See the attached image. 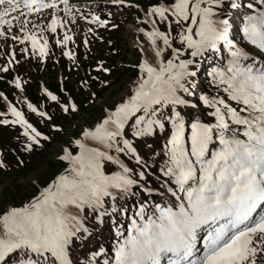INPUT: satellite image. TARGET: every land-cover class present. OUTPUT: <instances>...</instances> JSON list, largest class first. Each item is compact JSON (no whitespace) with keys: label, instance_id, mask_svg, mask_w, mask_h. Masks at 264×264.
Wrapping results in <instances>:
<instances>
[{"label":"snow or ice","instance_id":"6c2138e0","mask_svg":"<svg viewBox=\"0 0 264 264\" xmlns=\"http://www.w3.org/2000/svg\"><path fill=\"white\" fill-rule=\"evenodd\" d=\"M59 2L71 15L69 0ZM56 8L57 0H0V27L11 28L20 16ZM226 8L247 9L238 12V30L248 45L264 53V0H168L152 7L148 15L157 16L166 28L161 31L152 20V31L144 33L154 61L138 65L131 94L82 131L73 141L75 153L64 149L59 157L67 162L64 172L27 203L0 211V264H73L70 248L88 231L76 212L87 209L98 220L128 215L129 209L116 207L117 195L133 194L139 183L133 176L145 175L133 173L121 159L123 154L144 165L129 133L134 138L165 134L164 192L157 193L160 201L142 200L135 206L127 226L117 229L113 256L104 264H257L258 255L264 259V212L257 214L264 209V62L232 38L233 24L221 18ZM96 22L107 23L93 16L90 23ZM58 26L63 25L53 16L48 28L55 33ZM71 39L65 34L57 43ZM24 40L41 57L47 54L46 39L41 44L35 34L26 33ZM204 60L211 61L208 75L215 94L201 93L198 99L210 110V120L188 111L197 107L189 97L196 94L194 79ZM63 110L75 111L76 106ZM10 111L15 119L0 124H19L32 142L27 145L31 151L42 134L22 112ZM112 165L117 169L110 170ZM106 201L112 202L111 213Z\"/></svg>","mask_w":264,"mask_h":264},{"label":"rangeland","instance_id":"374dc122","mask_svg":"<svg viewBox=\"0 0 264 264\" xmlns=\"http://www.w3.org/2000/svg\"><path fill=\"white\" fill-rule=\"evenodd\" d=\"M167 2L168 0H123L122 3L114 0H69L71 15H60L64 8L58 0L56 11L49 9L40 16L41 18L32 17L27 20V27L15 24L11 28L6 25L5 30L4 26L0 27L4 32V35L0 36V50L5 51H0V113H3L0 120L15 119L4 101L5 98L42 134L40 143L32 144V150L28 151L27 145L32 142L23 135L24 129L19 124H0V163L4 165L0 167V211L8 206L19 207L27 203L64 172L68 167L67 162L59 159L64 155V149L75 153L77 148L73 141L81 138L82 131L101 122L108 111L113 110L131 94L139 75L138 65L144 59H155L150 42L144 34L152 31L153 25L142 21L143 15L149 16L152 7ZM228 2L229 0H225L226 4ZM244 2L246 4L252 0ZM75 6L84 9L88 14H100L107 23L105 26H101L99 22L86 23L74 12ZM246 10L226 8L221 17L228 18L233 24L231 36L239 40L242 46L246 41L238 30L241 25L238 12ZM53 16L59 18L63 25L58 26L55 33L48 28ZM149 17L156 20L155 27L166 31L165 25L157 16ZM22 18L20 16L19 19ZM21 24L26 25L22 22ZM26 33L35 34L41 44L47 40L48 50L44 57L39 55L38 49L32 48L31 41L24 40ZM65 34L72 39L66 44H58V40L63 42ZM172 36H176L175 31ZM159 43L161 42L158 41ZM174 46L180 45L175 43ZM247 48L250 54L264 62V53H259V50L250 45ZM65 52H70L74 58L70 59ZM5 55L12 58L11 64L6 61ZM165 55L167 57L168 53ZM204 64L211 67V61L204 60L199 65V74L194 79L196 94L189 97L193 104H197L201 93L211 95V92H215V88L209 83V75L205 72L203 74ZM17 80L20 82L19 88L16 87ZM45 90L57 99L51 100L48 94L44 93ZM26 100L38 113L50 110L52 119L47 116L45 121L37 118L38 114L29 109ZM72 104L76 106L75 111L63 110V106L70 108ZM54 106L67 118L58 119L57 115L55 119ZM188 111L198 114L202 119H211L207 116L210 110L198 105ZM44 136L48 139H43ZM128 138L136 148V154L147 166L137 164L134 159L123 154L121 159L133 173L147 172V176L151 177V180L153 177V182H156L157 188L160 189L157 193L164 192L162 185L165 177L160 168L163 165L161 150L165 143V134L134 138L129 133ZM116 169L117 166L112 165L110 170ZM133 178L148 183L145 176L143 179L138 175ZM157 193L149 196V199L160 201L162 198ZM140 201L142 199L139 197L118 194L116 207L127 208L129 212L127 216L112 214V220L116 222L121 217L122 221L128 224V217ZM111 203L106 201L105 207L111 210ZM75 214L81 218L88 231L80 233L70 248L73 264H104L102 258L105 256L98 257V250L100 247L112 248L109 256H113L116 245L113 225L101 223L100 219H96V214L87 209ZM94 254L96 255L93 259ZM257 257V264H264V259H261L260 255Z\"/></svg>","mask_w":264,"mask_h":264},{"label":"trees","instance_id":"16d2710c","mask_svg":"<svg viewBox=\"0 0 264 264\" xmlns=\"http://www.w3.org/2000/svg\"><path fill=\"white\" fill-rule=\"evenodd\" d=\"M49 64V63H48ZM207 69V68H206ZM198 71H199V68H198ZM206 72V71H205ZM207 72H208V70H207ZM215 94V92H211V95H214ZM198 106H200V107H203V108H206V106H204L202 103H200V101H198ZM55 108H54V114H55V119H56V116L58 115L59 117H58V119H63V118H67V116H63V114H62V112L61 111H58L57 109V107L56 106H54ZM48 114H49V117L52 119V117H51V112H50V110H47L46 111ZM36 117L37 118H40V119H42L43 121H45L44 120V118L42 117V116H40V115H36ZM35 146V145H34ZM145 175V177H146V179L148 180V185H150V186H153V187H157L156 186V182H153V177H152V180H151V177H149V176H147V174L146 173H144ZM157 180V179H156ZM159 181V180H158ZM158 183V182H157ZM141 197H142V199H145V197H147V196H145L144 194H141ZM117 206V205H116ZM109 209V208H108ZM109 213H111V210L109 209ZM102 218H104V219H101L103 222H105L106 224H109V220H110V214L109 215H105L104 217H102ZM121 219V218H120ZM113 225H115L114 223H112ZM116 226V225H115ZM108 227V226H107ZM121 226H119V228H120ZM100 254H102V253H100ZM101 256V255H100Z\"/></svg>","mask_w":264,"mask_h":264},{"label":"bare ground","instance_id":"6f19581e","mask_svg":"<svg viewBox=\"0 0 264 264\" xmlns=\"http://www.w3.org/2000/svg\"><path fill=\"white\" fill-rule=\"evenodd\" d=\"M146 19L149 21V19L146 17ZM8 107H10V106H8Z\"/></svg>","mask_w":264,"mask_h":264}]
</instances>
